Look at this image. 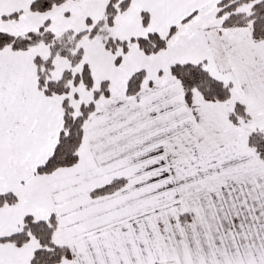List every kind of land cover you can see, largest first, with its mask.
Returning a JSON list of instances; mask_svg holds the SVG:
<instances>
[{
  "label": "snow or ice",
  "instance_id": "obj_1",
  "mask_svg": "<svg viewBox=\"0 0 264 264\" xmlns=\"http://www.w3.org/2000/svg\"><path fill=\"white\" fill-rule=\"evenodd\" d=\"M0 264H264V0H0Z\"/></svg>",
  "mask_w": 264,
  "mask_h": 264
}]
</instances>
